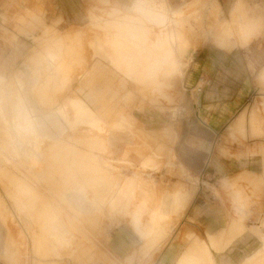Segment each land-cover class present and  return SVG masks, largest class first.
Wrapping results in <instances>:
<instances>
[{
    "label": "rangeland",
    "instance_id": "obj_1",
    "mask_svg": "<svg viewBox=\"0 0 264 264\" xmlns=\"http://www.w3.org/2000/svg\"><path fill=\"white\" fill-rule=\"evenodd\" d=\"M91 1L81 28L2 16L42 32L0 51V264H264V29L218 25L264 0ZM147 194L187 196L152 249Z\"/></svg>",
    "mask_w": 264,
    "mask_h": 264
},
{
    "label": "crops",
    "instance_id": "obj_2",
    "mask_svg": "<svg viewBox=\"0 0 264 264\" xmlns=\"http://www.w3.org/2000/svg\"><path fill=\"white\" fill-rule=\"evenodd\" d=\"M118 1L120 2V0ZM123 1L124 2L122 3L129 5L132 0H123ZM94 5H95V2H92L91 0H0V51L3 50L2 45L5 42V39H4V36H6L4 32L5 30H7V32L10 35L18 37V40L21 42H29L31 41V37H33L36 34H40L42 32L41 30L31 31L29 32L27 37H24V36H19V34L13 29V26H16V23L15 24L10 23L9 26L4 27L2 23V16H5V13L7 10L13 11L11 12L12 15L17 13L16 15L24 17L26 23L30 22L33 16H40L46 26H49L52 22L53 23L57 22L59 26L68 25V27L74 26V27L81 28L89 24L87 10L90 8H94ZM138 5L139 6L142 5L144 8L150 9L154 11L155 13L162 12L161 10H157L156 8L148 7L142 2L137 3L135 7H137ZM220 7L221 6H219V9H220L219 15H221V12H222ZM233 9L234 8L231 7L229 14L232 15L231 10ZM251 9L252 7L250 6L249 8L250 17H249L248 22L245 21L244 19H242L241 21H238L235 19L234 21L231 18L230 20L226 19L223 22L219 21V24H218L221 26H230L233 34H234V31H236L233 28V26L240 25V24L248 26L249 29L244 31V35H243L244 39L243 40L240 39L242 45L249 43L251 39L261 29H264V24H263V27L261 28L260 26H258V23L256 22L258 18L257 11L253 12L251 11ZM30 14L32 17L28 18ZM13 20L14 19H11V21ZM247 31H248V35L245 34L247 33ZM235 33L237 34V31ZM246 38H248V40ZM232 44H234L233 41H229L224 46L232 45ZM199 88H197V90ZM219 90L220 89L218 88L216 89L218 96H219ZM201 110H204L203 106H201ZM207 112L205 110L203 111L204 114H207ZM214 119H216L214 121L220 122L222 126H224L225 125L224 122L228 120L226 117H222L221 115L214 117ZM181 167L185 169L183 165ZM138 196L141 198L140 208L145 213L152 215V218H154L155 221L153 219L152 221L148 220L145 230H143L140 227L138 222H135V221H132V222L138 234H140L142 239L146 241V248L152 249L154 248V245L156 243H158L160 240L164 238V236L167 235V229L170 228L169 222L171 221V216L176 213H179V211L186 206L187 196L185 194H147V195H138ZM133 200L134 199H132V201ZM153 224L154 226H158L159 229L157 230L152 229ZM137 225H139V227H137ZM151 234L153 235L156 234L157 238L154 240L148 241L149 240L148 236H150ZM183 253L178 258L177 264L179 263Z\"/></svg>",
    "mask_w": 264,
    "mask_h": 264
},
{
    "label": "bare ground",
    "instance_id": "obj_3",
    "mask_svg": "<svg viewBox=\"0 0 264 264\" xmlns=\"http://www.w3.org/2000/svg\"><path fill=\"white\" fill-rule=\"evenodd\" d=\"M137 8H138V7H137ZM134 9H136V8H134ZM136 13H138V12H136ZM138 14H139V13H138ZM136 15H137V14H136ZM139 15H141V14H139ZM137 17H138V16H137ZM151 18H152V17H151ZM144 21H145V19H144ZM146 21H147V20H146ZM146 21H145V22H146ZM146 23H147V22H146ZM167 35H168V34H167ZM16 93H17V92H16ZM11 94H12V93H11ZM18 94H19V93H18ZM1 97L4 98V96H1ZM16 97H17V96H16ZM13 98H14V97H13ZM17 100H18V99H17ZM2 101H3V100H2ZM0 103H1V102H0ZM75 103H77V102H75ZM11 104H12V102H11ZM22 104H23V103H22ZM0 105H1V104H0ZM65 105H66V104H65ZM73 105H74V104H73ZM13 106H14V105H13ZM85 106H86V104H85ZM14 107H15V106H14ZM12 109H13V108H12ZM77 109H78V108H77ZM77 109H76V110H77ZM79 109H80V112H81V111H83V112L85 111V107H84V108H83V107H80ZM0 110H1V109H0ZM61 110H62V109H60V111H61ZM12 111H13V110H12ZM87 111H88V110H87ZM90 111H91V110H90ZM51 112H52V111H51ZM86 113H87V112H86ZM87 114H88V113H87ZM87 114H85V115H87ZM123 114H124V113H123ZM118 115H119V114H118ZM87 116H88V115H87ZM88 117H90V115H89ZM24 118H25V117H24ZM86 119H87V118H86ZM86 119H85V121H86ZM14 121H16V120H14ZM118 121H119V119H118ZM93 122H94V121H93ZM119 122H120V121H119ZM27 125H28V124H27ZM97 125H98V124H97ZM12 129H13V128H12ZM27 137H28V135H27ZM99 137H100V136H99ZM97 139H98V138H97ZM101 139H102V138H101ZM32 141H33V140H32ZM97 141H98V140H97ZM97 141L95 140L96 143H97ZM100 141L102 142V140H100ZM87 142H88V141H87ZM90 142H91V141H90ZM90 142H89V143H90ZM95 142H94V143H95ZM101 142H100V144H101ZM92 143H93V142H91V144H92ZM103 143H104V142H103ZM23 144H24V143H23ZM41 144H42V143H41ZM97 144H99V143H97ZM92 145H93V144H92ZM94 145H95V144H94ZM101 146H103V145H101ZM160 150H161V149H160ZM162 150H163V149H162ZM78 153L82 154L81 151L78 152ZM83 153H84V152H83ZM71 154L73 155V154H75V153H71ZM80 154H79V155H80ZM9 155H10V154H9ZM67 155H69V154H67ZM67 155H64V156L61 157L62 160L65 161L66 163H68V164H72L73 162H76V161H77L78 163L82 162V165H83V161H84V160H83V161H82V160H79V159H81V157H80V158L78 157L79 159H78V158H77V159L72 158V159H71L72 161H71V160H67ZM83 155H84V154H83ZM25 156H26V155H25ZM76 156H77V153H76ZM80 156H81V155H80ZM69 157H70V156H69ZM84 157H85V155H84ZM70 158H71V157H70ZM70 158H69V159H70ZM82 159H83V158H82ZM85 159H86V158H85ZM78 160H79V161H78ZM96 161H97V160H96ZM96 161H95L94 164H96L95 166H97V168H96L95 166H94V167L96 168V170H97V172H98L100 178H102L101 180H102V181L105 180V182H108V183H109V180H108V172H107V170L105 169V167H101V165L99 166V164H98ZM71 162H72V163H71ZM22 168H23V167H22ZM95 168H94V169H95ZM23 176H24V175H23ZM66 177H67V176H66ZM66 179H67V178H66ZM93 182H94V181H93ZM93 182H92V184H96V185H97V183L99 184V182H97V181H96L97 183H96V182L93 183ZM110 183H111V182H110ZM92 184H91V186H92ZM108 185H109V184H108ZM110 185H111V184H110ZM110 185H109V186H110ZM94 186H95V185H94ZM94 186H93V187H94ZM109 186H108V187H109ZM95 187H96V186H95ZM111 187H112V186H111ZM27 188H28V187H27ZM103 189H104V188H103ZM106 189H107V188H106ZM110 189H111V188H109V190H110ZM30 190H31V189H30ZM104 190H105V189H104ZM111 190H112V189H111ZM107 191H108V189H107ZM107 191H106L105 193L109 194ZM109 192H110V191H109ZM113 192H114V189H113ZM113 192H111L112 194H111V193H110V194L113 195V194H114ZM151 192H152V191H151ZM153 192H154V191H153ZM38 194H39V193H38ZM30 195H31V194H30ZM33 195H35V194H33ZM39 196H40V195H39ZM39 196H38V197H39ZM110 197H111V196H110ZM36 198H37V197H36ZM39 198H40V197H39ZM108 198H109V197H108ZM34 199H35V198H34ZM37 199H38V198H37ZM44 200H45V199H44ZM151 203H152V202H151ZM120 204H121V203H120ZM33 206H34V205H33ZM40 206H41V205H40ZM32 210H33V209H32ZM182 257H183V256H182ZM193 260H196V262H198V258H197V256H195L194 254H193V255H185V256L182 258V260H181V262H180L179 264H193ZM194 264H195V263H194Z\"/></svg>",
    "mask_w": 264,
    "mask_h": 264
},
{
    "label": "built area",
    "instance_id": "obj_4",
    "mask_svg": "<svg viewBox=\"0 0 264 264\" xmlns=\"http://www.w3.org/2000/svg\"><path fill=\"white\" fill-rule=\"evenodd\" d=\"M198 92H201V88L198 89Z\"/></svg>",
    "mask_w": 264,
    "mask_h": 264
}]
</instances>
